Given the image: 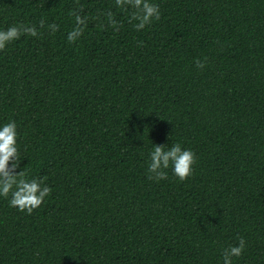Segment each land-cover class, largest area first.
I'll list each match as a JSON object with an SVG mask.
<instances>
[{"label":"trees","instance_id":"1","mask_svg":"<svg viewBox=\"0 0 264 264\" xmlns=\"http://www.w3.org/2000/svg\"><path fill=\"white\" fill-rule=\"evenodd\" d=\"M148 2L137 28L135 0H0L9 167L51 188L0 196V264H223L241 238L233 264H264V0ZM177 142L192 174L156 179Z\"/></svg>","mask_w":264,"mask_h":264},{"label":"clouds","instance_id":"2","mask_svg":"<svg viewBox=\"0 0 264 264\" xmlns=\"http://www.w3.org/2000/svg\"><path fill=\"white\" fill-rule=\"evenodd\" d=\"M117 3H120V0H117ZM135 7L139 9L136 18L140 20V23L136 26L137 28H143L153 19H159L158 6L149 3L148 0H135ZM77 21L82 23L80 17H77ZM50 27L56 28L55 25ZM24 31L36 35L35 28H27ZM79 32L80 29H77L69 33V40L74 39L79 35ZM20 33L21 30L16 26L0 31V48H3L6 42L11 39L18 38ZM196 63L198 67H203L199 60ZM17 141L18 131L15 121L10 120L0 124V196H7L11 192L10 205L31 213L42 204L45 197L51 192V188L45 185L42 180L27 179L22 171L14 173L10 170L9 162L13 157L18 156ZM149 157V172L154 173L156 179L166 178L167 173L164 169L171 166L173 174L184 180L192 174L196 160L195 153L190 149L182 148L179 142L173 143L170 147L154 144ZM18 166L17 160L11 165V169ZM244 249L245 241L241 238L238 246H231L225 251L223 264H233L232 258L240 256Z\"/></svg>","mask_w":264,"mask_h":264}]
</instances>
